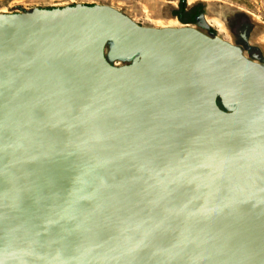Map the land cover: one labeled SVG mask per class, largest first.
Wrapping results in <instances>:
<instances>
[{"label": "water", "instance_id": "95a60500", "mask_svg": "<svg viewBox=\"0 0 264 264\" xmlns=\"http://www.w3.org/2000/svg\"><path fill=\"white\" fill-rule=\"evenodd\" d=\"M199 3L0 12V264H264V57Z\"/></svg>", "mask_w": 264, "mask_h": 264}, {"label": "rangeland", "instance_id": "374dc122", "mask_svg": "<svg viewBox=\"0 0 264 264\" xmlns=\"http://www.w3.org/2000/svg\"><path fill=\"white\" fill-rule=\"evenodd\" d=\"M186 6L203 2L206 6V20L210 30L224 40L239 44L249 56L247 46L254 47L264 57V0H186ZM180 0H0V12L18 11L33 7L53 8L82 4H103L112 6L132 18L142 26H172L181 23L172 20L171 11L176 9ZM241 15L248 29L242 31L247 43L241 40L231 28V18ZM160 26H157L158 23ZM251 31V32H250Z\"/></svg>", "mask_w": 264, "mask_h": 264}, {"label": "trees", "instance_id": "16d2710c", "mask_svg": "<svg viewBox=\"0 0 264 264\" xmlns=\"http://www.w3.org/2000/svg\"><path fill=\"white\" fill-rule=\"evenodd\" d=\"M203 11L202 5L198 2L192 6L182 5L179 2V5L176 9L171 11V15L176 17L181 23L184 24H194L195 16Z\"/></svg>", "mask_w": 264, "mask_h": 264}, {"label": "flooded vegetation", "instance_id": "af4514ba", "mask_svg": "<svg viewBox=\"0 0 264 264\" xmlns=\"http://www.w3.org/2000/svg\"><path fill=\"white\" fill-rule=\"evenodd\" d=\"M231 22V28L234 30L233 32H235V34H237V36L244 41V36L243 34L241 33L242 31H245V29H248L246 28V22L244 21L243 17L241 15H237L236 17L234 18H231L230 19ZM251 32V31H250ZM249 51V56H252L255 52V49L254 47H251L250 49H248Z\"/></svg>", "mask_w": 264, "mask_h": 264}, {"label": "crops", "instance_id": "0c3cea01", "mask_svg": "<svg viewBox=\"0 0 264 264\" xmlns=\"http://www.w3.org/2000/svg\"><path fill=\"white\" fill-rule=\"evenodd\" d=\"M173 21H175V20H173V19H172V20H171V22L173 23ZM157 23H158V22H157ZM156 25H157V26H160V24H159V23H158V24H156ZM260 37H261V39H263V38H264V34H262Z\"/></svg>", "mask_w": 264, "mask_h": 264}, {"label": "bare ground", "instance_id": "6f19581e", "mask_svg": "<svg viewBox=\"0 0 264 264\" xmlns=\"http://www.w3.org/2000/svg\"><path fill=\"white\" fill-rule=\"evenodd\" d=\"M173 20H175V19H173ZM176 21V20H175ZM177 22V21H176ZM206 22H207V20H206ZM208 23V22H207Z\"/></svg>", "mask_w": 264, "mask_h": 264}]
</instances>
